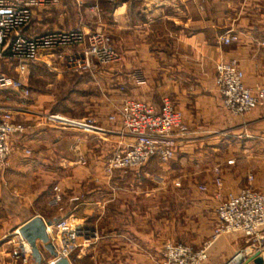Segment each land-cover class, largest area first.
Listing matches in <instances>:
<instances>
[{"label": "crops", "instance_id": "0c3cea01", "mask_svg": "<svg viewBox=\"0 0 264 264\" xmlns=\"http://www.w3.org/2000/svg\"><path fill=\"white\" fill-rule=\"evenodd\" d=\"M94 6L99 9L96 15ZM107 6H112L111 11ZM79 16L75 25L80 26L74 28L113 34L119 48L118 63L99 64L92 72L73 76L79 81L77 86L87 82L93 89L87 117L101 130L81 131L42 122L36 113L44 111L45 100L41 94L31 97L33 71L46 70L55 79L69 74L60 68L51 70L40 61L31 64L27 72L29 97L20 101L10 90L3 97L4 104L19 108L16 119L28 123L17 144L21 141L30 147L31 143V148L48 160L62 158L64 167L59 171L71 174L57 183L62 200L56 202L55 215H36L51 220L83 217L98 232L97 239L76 247L71 264H159L165 240L198 247L211 235L218 221L216 207L227 192L236 193L243 187L264 191V105L253 108L242 122L221 104L214 84L216 63L237 59L244 85L264 87V0H89ZM35 33L39 32L31 26L21 29L23 35ZM228 33H237L238 40L219 43L220 35ZM0 63L14 73L11 64ZM54 63L59 64L55 59ZM119 87L126 90L122 92ZM164 96L183 112V137L174 158L162 163L153 157L138 170L122 173L117 169L108 177L106 160L125 140L117 133L119 123L107 120L113 112L112 103L132 98L158 110ZM78 156L83 162L77 161ZM187 158L195 159L192 167L197 189L187 190L186 195L172 190L178 201L182 198L176 223L171 221L170 192L165 189L166 184L173 188L176 176H166L184 170L183 160ZM229 159L234 162L228 164ZM215 168L220 171L221 189L213 181ZM151 172L164 174L163 190L156 191L141 179ZM3 174L0 170V181ZM200 185H205L206 191H201ZM1 190L5 192L2 185ZM185 196L192 199L188 206ZM31 216L16 217L12 227ZM5 227L6 222H1L0 264H19L5 243L11 231ZM246 243L239 232L221 234L212 241L201 264H264V236L251 243L252 250L243 251L238 259ZM39 249L48 264L51 256L43 246ZM255 253L263 258L261 263L248 258Z\"/></svg>", "mask_w": 264, "mask_h": 264}, {"label": "built area", "instance_id": "2783aa9c", "mask_svg": "<svg viewBox=\"0 0 264 264\" xmlns=\"http://www.w3.org/2000/svg\"><path fill=\"white\" fill-rule=\"evenodd\" d=\"M78 1V0H77ZM59 0H0V61L11 64L15 76L0 72V90L14 91L18 100L23 101L30 94L24 78L31 64L40 61L49 69L83 74L92 72L98 64L108 65L119 60V54L110 46L108 36L101 31H86L80 28L66 30L52 29L28 36L21 29L28 27L33 20L35 9H45L59 4ZM79 5L82 1H78ZM94 14L99 12L93 7ZM238 40L237 33L220 35L219 43L230 44ZM264 45V39L261 40ZM58 61V65L54 63ZM244 73L237 59L221 61L215 65L214 84L221 104L230 115L244 122V116L257 106L264 105V87L256 85L248 88L243 83ZM124 91L125 88L121 87ZM30 96V95H29ZM160 108L156 110L146 102L135 99H123L112 103L113 112L107 116L112 123H119L118 135L125 139L123 146L106 160L105 172L110 177L117 169L122 173L138 170L153 157L167 162L174 158L175 149L183 134V112L170 101L162 97ZM19 108L8 106L0 100V170L10 165L11 156L18 148L19 138L25 134L26 124L16 119ZM37 116L44 124L81 131H100L101 126L92 118L76 119L67 117L58 111L38 112ZM24 156L30 153L21 147ZM77 157L78 162H83ZM227 160L228 164L233 163ZM264 164V160H263ZM219 168L214 169V184L221 189L222 181ZM248 180L252 179L249 175ZM178 186L179 183L175 182ZM206 191L205 185H200ZM220 196L218 192L216 194ZM54 202L61 199L57 186ZM217 224L211 235L200 246L193 248L184 242L165 240L160 251L159 264H201L206 260L212 241L221 234L239 232L247 241L261 239L264 229V191L243 187L240 191L227 192L216 207ZM49 240L57 255L48 259L52 264L59 257L71 259L75 247H83L98 238L95 228L89 226L83 217H60L51 226L46 227ZM7 242L11 243V256L24 264L30 258L27 242L14 228ZM252 250L251 244L243 251Z\"/></svg>", "mask_w": 264, "mask_h": 264}, {"label": "rangeland", "instance_id": "374dc122", "mask_svg": "<svg viewBox=\"0 0 264 264\" xmlns=\"http://www.w3.org/2000/svg\"><path fill=\"white\" fill-rule=\"evenodd\" d=\"M59 4L55 6H50L45 9H35L32 22L29 24L31 29L35 32H44L50 31V29H59L60 26L63 28L61 30L71 29L74 27H78L80 25H75L76 22H79L81 16L79 13H82V10L85 5H88L89 0H78L82 1V4L79 5L77 0H59ZM84 5V6H83ZM40 19H37L36 13H39ZM78 12V14H77ZM94 16V14H92ZM75 26H74V25ZM100 31V30H99ZM103 32V31H101ZM105 33V32H104ZM106 34V33H105ZM109 38L110 46L114 47V49L119 54V48L116 45V39L113 34H106ZM113 62L112 64L104 65V66H113V64L118 63ZM99 64L95 66L98 68ZM8 67L0 63V71L6 72L7 74H12L11 76H15L12 71H8ZM34 72V73H33ZM33 73V93H31V97H36L38 94H41L43 100H45L42 105L44 107L43 112L48 111H58L66 115L67 117H72L76 119H82L90 115L91 104L90 97L93 96V89L90 87L89 83L82 82L80 86H77L79 81H76L73 77L77 73L64 72L68 73L69 76L61 77L59 79H55L53 76H50L46 70H41L39 68L34 70ZM31 73V72H30ZM85 73V72H83ZM88 73V72H86ZM40 74L42 78L40 77ZM30 76L29 73L25 75V79ZM26 79V82H27ZM29 85V79H28ZM121 88V87H119ZM126 90V89H125ZM124 90V91H125ZM122 90V92H124ZM8 93V91L0 90V100L4 101V95ZM50 95V97H49ZM45 96V97H43ZM54 96L53 99H51ZM29 97V93H28ZM51 101H47L50 100ZM47 101V102H46ZM25 124H28L27 122ZM30 125V122H29ZM22 138V137H21ZM30 140V136H29ZM19 146L16 151L11 156L10 165L2 170L3 171V179L0 181V186L4 187V191L0 192V223L6 222L5 229L9 231L5 236L4 240L7 246L9 245V251L11 250V243L7 242L10 238L9 234L13 231V222L17 219H25L30 215H44L46 217L49 215H55L57 205L54 202L53 198L56 193L57 183L64 177H69L71 174L69 172L59 171L64 166L62 165V158H56L54 160H48L47 158L41 156L39 150L31 148L29 146H24L23 142H19ZM21 147H27L30 150V153L24 156L21 152ZM205 154V153H203ZM180 158V157H179ZM173 159V158H172ZM195 159H184V170L178 171L174 176L167 175L165 176L174 178L173 188L166 184V188L169 193V208L171 214V221L173 220L178 222L179 218V207H181V199L176 198L175 193H171L172 190L176 192H185L188 190L192 192L197 189V182L193 179L194 175H196L193 170V163ZM166 163H170L166 162ZM181 163V162H180ZM194 171V174H193ZM55 173V174H54ZM139 176H137L138 178ZM141 179H145L148 184L152 185L156 191L163 190L161 183L165 179L164 174L151 172L146 175V177H142ZM170 179V178H169ZM190 179V181H187ZM192 179V180H191ZM4 181V182H3ZM175 182H178L179 185L176 186ZM162 187V188H161ZM200 186H198L199 188ZM61 199L58 201L59 203L62 200V192L60 190ZM180 195V194H179ZM186 198V206H188V201L192 200L191 198ZM179 202V203H178ZM180 205V206H179ZM181 209V208H180ZM60 218V217H58ZM189 218V214H188ZM47 219V218H46ZM55 221V220H54ZM10 226V227H8ZM13 228V229H12ZM253 240L247 241L245 245L251 244ZM179 242V241H177ZM186 243V242H184ZM188 244V243H186ZM191 245V244H189ZM7 246H5L7 248ZM192 246V245H191ZM79 247V246H77ZM193 248H196L192 246ZM76 248V247H75ZM77 249V248H76ZM75 249V250H76ZM79 249V248H78ZM11 256V251H10ZM12 257V256H11ZM13 258V257H12ZM16 263L22 264L19 262L17 258ZM32 262L31 258H29L24 264H30ZM85 264L84 262H82ZM39 264H47L45 260H42Z\"/></svg>", "mask_w": 264, "mask_h": 264}, {"label": "water", "instance_id": "95a60500", "mask_svg": "<svg viewBox=\"0 0 264 264\" xmlns=\"http://www.w3.org/2000/svg\"><path fill=\"white\" fill-rule=\"evenodd\" d=\"M56 221V220H55ZM54 220H47L38 215L31 216L27 221L16 227L17 233L27 242L30 250V257L37 263L42 262L44 257L39 246H43L50 256H56L57 251L52 242L49 240V235L46 232V227L53 225ZM253 259L255 263H261L263 258L257 253L248 257ZM52 264H71L66 257H59Z\"/></svg>", "mask_w": 264, "mask_h": 264}, {"label": "trees", "instance_id": "16d2710c", "mask_svg": "<svg viewBox=\"0 0 264 264\" xmlns=\"http://www.w3.org/2000/svg\"><path fill=\"white\" fill-rule=\"evenodd\" d=\"M108 7V10L109 11H111V9H112V6H107ZM149 162V161H148ZM146 165V164H145ZM144 165V166H145ZM47 220H51V219H49V218H47ZM31 258V257H30ZM31 260H32V258H31ZM32 262H34L35 264H37V262H35L34 260H32Z\"/></svg>", "mask_w": 264, "mask_h": 264}, {"label": "bare ground", "instance_id": "6f19581e", "mask_svg": "<svg viewBox=\"0 0 264 264\" xmlns=\"http://www.w3.org/2000/svg\"><path fill=\"white\" fill-rule=\"evenodd\" d=\"M238 259H241V256H239Z\"/></svg>", "mask_w": 264, "mask_h": 264}]
</instances>
